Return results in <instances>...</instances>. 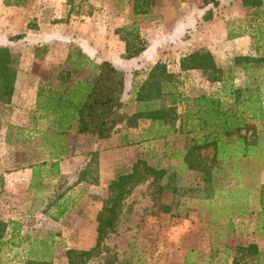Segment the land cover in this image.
Instances as JSON below:
<instances>
[{"label": "rangeland", "instance_id": "obj_1", "mask_svg": "<svg viewBox=\"0 0 264 264\" xmlns=\"http://www.w3.org/2000/svg\"><path fill=\"white\" fill-rule=\"evenodd\" d=\"M241 13L242 29H245L247 10L242 7ZM236 19L241 21L239 17ZM230 25L228 28L236 23ZM211 31V40L204 41L207 44L202 40L194 41L197 44L194 51L207 52L212 56L216 67L222 71L221 82L207 81L203 75L194 72H178V60L184 49L169 47L163 50L166 56H162L160 61L174 75L179 82L177 89L184 94L218 93L221 87L227 88L228 77H232V82L236 84L240 77L237 70L242 65L233 64L234 58L254 55L247 36L242 44L234 46L225 43L226 40L222 41L213 26ZM231 31L237 32L234 28ZM185 36L190 37L188 34ZM32 69L42 77L47 72L44 66L35 63ZM84 70L79 72L80 77L86 75ZM133 99L132 92L122 97L120 112L124 116L134 112ZM181 108H174L177 116ZM172 126L173 130L168 135L152 138V130L156 126L150 130L147 120L135 121L133 128L121 122L109 141L99 142L96 146L93 140L95 136L89 134L92 139L86 138L76 154L74 139L71 138V154L77 157L71 155L69 171L54 177L52 187L45 194L46 202H29L32 194L27 190L4 191L0 184V221H16L20 226V236L45 241V245L32 243L31 247L33 251L46 255L48 264H67L64 256L66 250L87 251L93 247L95 217L107 195V185L115 176L129 172L135 161L141 160L151 167L166 169L167 176L160 181V185L169 181V184L179 188L192 189L198 184L197 177H189L180 171L188 135L179 131V119L174 120ZM90 148L101 153L91 163L87 154L93 152H86ZM201 152L210 157L209 149ZM97 164L102 171H96ZM212 182L213 186L229 188L233 196L238 194V200L245 201L246 206L242 211H246L243 215L239 212L241 210L236 209L237 200L230 206L226 198H217L216 207L211 208L203 202L189 200L188 192L175 195L170 212L163 213L162 205L169 203L164 198L169 199L171 195L166 190L156 194V186L148 180L134 187L122 201L114 232L104 238L96 252L83 264H230L235 246L251 242L257 244L261 251L264 250V232L257 229V223L262 222L256 216L259 209L257 197L260 194L264 196V189H261L264 187L263 157L236 159L222 164L214 171ZM55 197L60 198L59 203H64L61 213L51 205L50 200L53 201ZM185 200L190 207L188 210L177 203ZM176 212L180 214L179 217L174 216ZM29 245L25 242L21 247H15L8 242L1 248L0 264H20ZM238 264H242V261Z\"/></svg>", "mask_w": 264, "mask_h": 264}, {"label": "trees", "instance_id": "obj_2", "mask_svg": "<svg viewBox=\"0 0 264 264\" xmlns=\"http://www.w3.org/2000/svg\"><path fill=\"white\" fill-rule=\"evenodd\" d=\"M204 4L216 5L215 0H202ZM247 10L244 16L245 29L242 36L250 40L253 56L235 57L233 64L242 67L237 83L232 77L227 78V88L221 87L218 93L188 95L177 89L179 82L167 71L161 61H156L149 69L145 79L138 85L134 93V112L124 116L122 107L123 80L121 71L109 62L100 61L94 64L81 53L77 46H70L65 57V67L60 71L62 79L56 91L47 96V108L55 115L56 122H62L68 129L71 120H75L76 134H92L96 139H106L116 125L125 122L128 128L135 127V121L147 120L152 130V138H161L173 130L174 120L179 119V131L188 135L187 147L182 153V173L189 177H197L198 184L194 188L177 187L167 181H160L167 176L166 169L151 167L144 161H135L127 173L119 174L109 181L107 195L102 200L101 208L95 217V242L87 251L66 250L64 256L67 264H83L103 242L104 238L114 232L118 221L121 204L137 185L151 180L156 186V194L163 190L171 195L162 212L168 213L175 195L181 196L188 192L189 200L203 202L215 208L217 198H226L230 206L237 200V210H241L242 200L238 194L232 195L229 188L213 186V173L222 164L236 159L263 157L264 162V9L262 0H240ZM143 4L138 5L141 9ZM137 7V5H136ZM124 44L123 57L135 58L143 51L141 38L135 27L128 26L115 31ZM238 33H229L227 37H237ZM16 35L8 40L20 39ZM14 55L0 48V101L7 103L14 75ZM86 71H85V70ZM178 69L182 74L194 71L201 74L207 81L221 82L222 71L216 67L212 56L207 52H191L178 60ZM87 72L80 77V71ZM74 73V74H73ZM241 79V80H239ZM229 81V82H228ZM38 89L36 98L41 96ZM53 93V94H52ZM52 103V104H51ZM181 106L177 116L174 108ZM45 110V109H44ZM47 111V110H46ZM209 149L208 158L201 151ZM90 163L96 160L95 153H88ZM88 168V167H87ZM83 171H87L84 169ZM189 180L187 181V183ZM261 189H264L261 188ZM59 199L50 200L59 213L64 210V203ZM259 209L256 213L257 229L264 232V196L257 197ZM188 210L187 201H177ZM238 214V215H240ZM175 217L180 214L176 212ZM18 222L0 221V251L8 242L21 247L25 242L30 247L24 252L20 264H48L44 254L33 251L32 243L45 245V241L20 236ZM49 248V245H48ZM256 262L264 264V250L256 245L235 246L230 264Z\"/></svg>", "mask_w": 264, "mask_h": 264}, {"label": "crops", "instance_id": "obj_3", "mask_svg": "<svg viewBox=\"0 0 264 264\" xmlns=\"http://www.w3.org/2000/svg\"><path fill=\"white\" fill-rule=\"evenodd\" d=\"M215 1L213 6L202 0H0V48L14 55L9 100L0 101L3 190L24 189L32 194L29 202H46L45 194L52 187L54 177L72 166L71 138L75 143L74 154L86 138L92 139L89 134H76L75 120L65 130V125L56 122L55 115L47 108V96L57 90L63 78L60 71L65 67L70 46H77L94 64L107 61L121 71L122 97L130 92L134 97L137 86L145 79L144 71L166 56L165 48L184 49L180 56L189 54L197 46L195 40L205 44V40H211L212 26L228 45L238 46L243 39L247 40L242 36L240 0ZM140 4H143L141 9ZM232 22L236 25L228 28ZM128 26L136 28L144 43L140 55L131 59L123 57L124 44L115 32ZM233 28L238 36L228 38V32L234 33ZM16 35L22 37L8 40ZM34 63L46 68L44 77L32 69ZM40 88L38 99L36 93ZM117 126L108 138H93L94 145L109 141ZM94 149L86 152L91 150L97 158L101 153ZM96 171H102L98 164ZM245 206L244 201L242 208ZM248 244L260 250L251 242L242 246Z\"/></svg>", "mask_w": 264, "mask_h": 264}]
</instances>
